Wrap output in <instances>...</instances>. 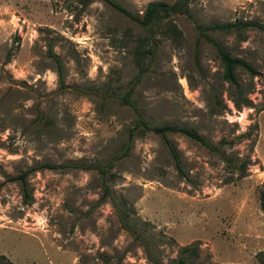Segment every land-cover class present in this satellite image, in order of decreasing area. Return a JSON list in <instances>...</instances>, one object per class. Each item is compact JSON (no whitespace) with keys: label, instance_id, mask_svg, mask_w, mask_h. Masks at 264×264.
I'll list each match as a JSON object with an SVG mask.
<instances>
[{"label":"rangeland","instance_id":"1","mask_svg":"<svg viewBox=\"0 0 264 264\" xmlns=\"http://www.w3.org/2000/svg\"><path fill=\"white\" fill-rule=\"evenodd\" d=\"M114 1L142 17L179 0ZM168 21L153 33L103 0H0V264H261L264 0H188ZM235 21L263 30L207 35L259 73L236 70L240 94L199 31ZM139 114L219 151L168 134L180 173ZM25 172L29 198L10 180Z\"/></svg>","mask_w":264,"mask_h":264},{"label":"trees","instance_id":"2","mask_svg":"<svg viewBox=\"0 0 264 264\" xmlns=\"http://www.w3.org/2000/svg\"><path fill=\"white\" fill-rule=\"evenodd\" d=\"M113 9L117 10L118 12L124 14L131 20L137 22L139 25L148 28L149 30L156 32L158 29L157 27L163 22L168 21L173 15L176 14H186L188 12V0H179L175 5L170 6L165 3L159 2H152L149 3L146 7V10L142 17L133 16L130 14L126 9L122 6L117 4L114 0H103ZM251 29H259L263 30V27L257 23L248 22V21H235L234 23L229 24H213L210 26H201L199 27L200 34L203 38H205L208 42H210L216 49L217 55L220 58L223 66H224V80L234 87L235 92L240 94L241 86L237 82L236 78V70L243 69L244 71L256 76L259 73L246 61L241 60L239 58H234L221 44H219L216 40L212 39L210 36L207 35L208 32H225V33H243L247 30ZM164 34L170 35L172 38H179L181 37V33L177 29L175 25H173L172 21H168L166 23V27L163 31ZM234 104L237 108L249 107L251 105L250 99L244 101H238L237 99L234 100ZM139 126H141V132H153L156 135H159L164 143L168 146L172 157L175 161L176 167L180 173H182V167L180 164L179 156L176 153L175 149L172 147L168 140V134L170 133H179L182 134L191 140L199 142L201 145L207 147L211 151H219L218 147H214L210 145L196 130L189 129L186 127H179L175 125H164L153 127L148 125L139 114ZM131 141V138H130ZM130 151V146L126 147L125 152L122 156H127ZM74 167V166H73ZM40 169H53L54 166L50 165H42L39 167ZM29 172L22 173L21 175L11 178L10 180H19L22 182L25 191V198H29V191H28V183L27 177ZM262 202V209L264 210V192L261 197ZM189 252L188 248L183 249V253ZM260 263L264 264V256L259 255ZM188 260L187 257H181L176 264H186Z\"/></svg>","mask_w":264,"mask_h":264}]
</instances>
